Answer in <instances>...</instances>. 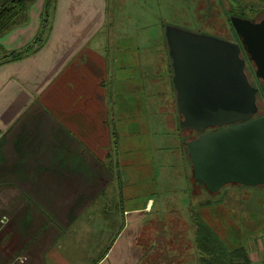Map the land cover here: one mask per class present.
<instances>
[{
	"label": "crops",
	"instance_id": "obj_1",
	"mask_svg": "<svg viewBox=\"0 0 264 264\" xmlns=\"http://www.w3.org/2000/svg\"><path fill=\"white\" fill-rule=\"evenodd\" d=\"M127 14L109 0H24L0 30V264H121L120 254L109 261L121 244L129 264L151 263L155 245L137 237L169 207L183 217L159 220L156 264L199 263L195 216L230 249L244 246L250 264H264L261 191L206 189L203 212L190 208L186 180L192 194L205 192L190 176L192 132L176 129L167 65L164 80L153 81L142 59L152 36ZM39 35L23 55L4 56ZM154 38L166 62V38ZM184 248L190 255L178 254Z\"/></svg>",
	"mask_w": 264,
	"mask_h": 264
},
{
	"label": "water",
	"instance_id": "obj_2",
	"mask_svg": "<svg viewBox=\"0 0 264 264\" xmlns=\"http://www.w3.org/2000/svg\"><path fill=\"white\" fill-rule=\"evenodd\" d=\"M240 42L166 25L179 126L193 178L210 192L227 184L264 185V115L245 73L241 45L264 80V18L230 16Z\"/></svg>",
	"mask_w": 264,
	"mask_h": 264
},
{
	"label": "rangeland",
	"instance_id": "obj_3",
	"mask_svg": "<svg viewBox=\"0 0 264 264\" xmlns=\"http://www.w3.org/2000/svg\"><path fill=\"white\" fill-rule=\"evenodd\" d=\"M242 1H243L242 3L248 5V7H246V16L239 15L241 12L240 10L241 6H236V5L232 6L229 0H109V2L113 4L114 8L117 9V7H119L121 17L124 16L123 10H128L127 15H129V19L132 20L131 23L136 26L137 32L139 33L145 32L146 36L147 34H150L152 36V42L147 43L143 47L145 50L144 54L146 55L144 57L142 56V59L144 58L145 63L147 62V64L149 65L151 71L150 73L152 75L151 77L153 81L160 79L164 80L163 78H160V76L163 77L165 76V70L163 69L161 70V64H163L164 61V63H166L167 65V73H168L167 79H168V85H170V87L171 85L173 86V80H172L173 72L171 71L169 66L171 65V59L168 54V50L166 48L168 59H166L165 62L164 59L165 45H163L162 43V49L160 51L159 40H156L154 37H157L158 34H160V37H165L164 34L165 26L173 25L181 29H185L195 33L206 34L221 39H228L230 41L239 42L238 37L236 38L234 35L235 30L230 23V16L234 15V16L245 17L251 20L253 19L254 21H260L264 18V6L262 5L261 0L260 1L242 0ZM230 11H236L239 13L236 14ZM242 56H243V52H242ZM142 62L143 65H145L144 61ZM145 69L146 71L148 70L147 68ZM245 73L250 83L258 88V92L256 95L258 111L256 115L263 114L264 113V86H263L264 82L260 81V79H258L259 77L255 75V64L253 61L249 60V64L245 66ZM154 84H156V82ZM160 88H161V84H157L153 87V90L155 91ZM176 129H179V122H177L176 124ZM178 134H180V132H178ZM192 135L193 137L195 136L194 133H192ZM163 140L166 142L169 141V139L166 140L163 139ZM181 150H185L183 144L181 146ZM240 187L242 189H256L257 191H261L262 195L264 196V185L240 186ZM230 188L232 187L231 186H226L225 188L222 187L221 192L218 193L217 196L219 197L223 195L225 192H227V190H230ZM161 189L164 190L163 186L161 187ZM192 189L193 188L190 186L188 180H186L185 188L182 190V193L184 194L185 192L186 197L189 196L191 197L190 199L188 198V201L191 204L190 208H192V210L195 209L197 213L200 212L202 213L203 208L205 206L203 204L200 205L199 201L205 202L208 199L206 195L209 194L206 192L207 190L205 188H204L205 189L204 195L192 194L191 193ZM227 195L229 196L233 195V200L235 203L238 201V198L235 194L231 193ZM160 198L163 200L165 198L162 195V192L160 193ZM263 202H264V198H263ZM182 213L183 211L180 208L169 207L168 209L165 210L164 213L161 214V216L159 215V211H157V213H155L152 217H150V223L147 224V229L145 228L144 232H142L141 235L137 237V243H139L140 240H143L145 238V239H150L151 242L150 244L152 246L155 245L152 247L153 256L151 259V263H149L148 261L146 262V264H156L155 258L157 257L155 255L159 256L160 249L156 246L154 241L155 235L160 228L159 220L161 219L162 225H167V223H172V222L178 223V220L181 219V217H183ZM213 225L215 226V228L220 229V227H218L217 225L215 224ZM115 226L116 224L114 223L113 225H109L110 228L108 231L107 230L104 231V235L109 234V236H111L110 235L112 234L111 230H113ZM213 232L217 235L218 238L219 236L222 237L221 235H218V233H216L215 231ZM179 235L183 236V233H180ZM109 242H105V244H108ZM121 243H123V240H121ZM89 247L90 245L88 244L86 246L87 252L89 251ZM107 248L108 247H105V252L106 250H108ZM227 249L232 250L234 248L230 249L229 247H227ZM179 251L173 249L172 251L174 253L173 255H175V253H178ZM187 251L188 250L184 248L178 254L188 255L189 253ZM86 253H83V255L87 256L88 254ZM119 254H120L121 264H129L132 262L131 253L129 252L126 244H123V248H122V244L121 246H117V248L113 250L109 258V261L118 258ZM159 258L161 257L159 256ZM159 261H161V259H159ZM170 261H172L170 262V264H195V261L194 263L192 262L176 263L177 260L174 259H170ZM197 264H203L200 262V256H199V263Z\"/></svg>",
	"mask_w": 264,
	"mask_h": 264
},
{
	"label": "trees",
	"instance_id": "obj_4",
	"mask_svg": "<svg viewBox=\"0 0 264 264\" xmlns=\"http://www.w3.org/2000/svg\"><path fill=\"white\" fill-rule=\"evenodd\" d=\"M260 1V0H255ZM24 0H8L2 6H0V30L4 29L13 15L17 12V10L22 6ZM232 6H241L240 7V14L246 16V7L248 5L242 3V0H229ZM262 5L264 6V0H261ZM251 8V6H250ZM233 13L238 14L239 12L230 11ZM231 23V22H230ZM232 25V24H231ZM235 37L237 35L234 32ZM41 35L37 36V39L34 40L30 45L20 50L12 51L4 55L5 57L16 58L27 50L32 48L40 39ZM167 48V45H166ZM172 71V68H171ZM193 135H189L188 138H192ZM116 174V171L113 170ZM190 175V174H189ZM192 183L195 185L197 182L192 178ZM231 186H238V184H227ZM226 185V186H227ZM196 186V185H195ZM201 188H205L202 184L200 185ZM197 187V186H196ZM206 189V188H205ZM193 223L195 226L194 229V242L196 248L199 251L200 262L203 264H250V259L248 253L244 246L236 247L232 250H228L227 247L223 244V242L217 237V235L203 222L202 219L195 217L193 219Z\"/></svg>",
	"mask_w": 264,
	"mask_h": 264
},
{
	"label": "flooded vegetation",
	"instance_id": "obj_5",
	"mask_svg": "<svg viewBox=\"0 0 264 264\" xmlns=\"http://www.w3.org/2000/svg\"><path fill=\"white\" fill-rule=\"evenodd\" d=\"M239 40V39H238ZM237 40V41H238ZM239 42H240V40H239ZM242 52H243V56H242ZM241 56H242V58L245 60V66L247 65V64H249V60H248V58H247V54H246V52H245V50H244V47L241 45ZM245 68V67H244ZM258 79H260V81H263L264 82V80L262 79V78H258ZM264 86V85H263ZM258 92V91H257ZM258 111V110H257ZM261 115H264V113L263 114H260V115H256V114H254L252 117H256V116H261ZM187 131H191L192 133H194V135H196L197 134V132H195V131H192V130H187Z\"/></svg>",
	"mask_w": 264,
	"mask_h": 264
}]
</instances>
